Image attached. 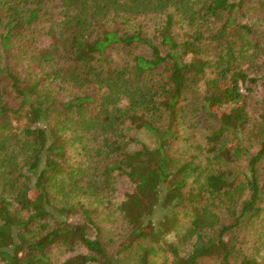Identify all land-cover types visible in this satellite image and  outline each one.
<instances>
[{
  "label": "trees",
  "instance_id": "trees-1",
  "mask_svg": "<svg viewBox=\"0 0 264 264\" xmlns=\"http://www.w3.org/2000/svg\"><path fill=\"white\" fill-rule=\"evenodd\" d=\"M263 56L264 0H0V263L264 264Z\"/></svg>",
  "mask_w": 264,
  "mask_h": 264
},
{
  "label": "rangeland",
  "instance_id": "rangeland-1",
  "mask_svg": "<svg viewBox=\"0 0 264 264\" xmlns=\"http://www.w3.org/2000/svg\"><path fill=\"white\" fill-rule=\"evenodd\" d=\"M258 29H260V27H258ZM45 38H46L45 36H42L41 39H40V42L43 41V42H41L42 46L47 44L45 42L46 41ZM256 62L263 69V67H264V63H263L264 62V56L262 58L256 60ZM263 91L264 90L259 89L257 91V93L255 94L256 98H261L262 95H263L262 94ZM138 136H139L140 139H142L144 141H147L145 139L144 135L138 134ZM117 180H118V182L115 185V192L113 193V198H114L115 202H120V201L123 200L125 194H127V193H129V192H131L133 190V186L129 182V180L126 179L124 176L123 177H118ZM183 213H180V226H182V227L187 226L186 224L188 222V217H186ZM72 221L74 223H79L80 219H79V217H75V218H72ZM103 226L106 227V229L104 230V233H105L106 230L110 228L111 224L109 222H107V223H104ZM118 226H120V222L117 223V224H114V227H118ZM183 231H184V228H182L179 231L180 234H178L177 236H175L174 233H170L165 238V241L167 243H174L175 245L177 244V246L179 248L180 256H182V257L187 256L190 253V251L192 249V244H193V242L195 240V237H196V235H193V236L188 237L185 240H183L182 239L183 238L182 235L184 233ZM203 234L208 236V235H212V234H216V233L207 231L205 233L203 232ZM105 239L108 242L112 243V238L108 237V238H105ZM79 252H82V250L79 251ZM52 253L54 255V257L52 259V262L54 264H61L69 256V254L66 251L58 249V247H55L53 249ZM154 255H155L154 260H155V262L157 264H173V258L171 256V254L168 253V252H164L163 253V252H159V251L156 250ZM202 262H203V264H218V260L216 259V257H213L211 259H206V260H204Z\"/></svg>",
  "mask_w": 264,
  "mask_h": 264
}]
</instances>
